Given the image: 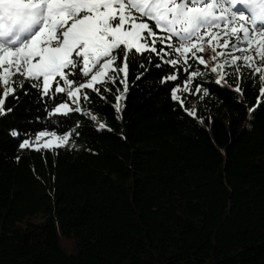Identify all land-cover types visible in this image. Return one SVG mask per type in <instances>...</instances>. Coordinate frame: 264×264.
I'll return each mask as SVG.
<instances>
[{
  "label": "trees",
  "instance_id": "16d2710c",
  "mask_svg": "<svg viewBox=\"0 0 264 264\" xmlns=\"http://www.w3.org/2000/svg\"><path fill=\"white\" fill-rule=\"evenodd\" d=\"M170 70L153 67L135 80L142 70L131 67L135 83L119 114V80L106 99L89 90L82 108L97 121L67 118L69 128L83 125L71 150L18 149L24 137L9 128L43 130L55 119L35 121L42 105L21 94L0 119V264H264V109L246 127L258 76L238 94L209 71V96L183 94L198 116L213 118L201 125L173 111L178 104L159 83ZM38 215L43 221L28 220Z\"/></svg>",
  "mask_w": 264,
  "mask_h": 264
},
{
  "label": "snow or ice",
  "instance_id": "6c2138e0",
  "mask_svg": "<svg viewBox=\"0 0 264 264\" xmlns=\"http://www.w3.org/2000/svg\"><path fill=\"white\" fill-rule=\"evenodd\" d=\"M193 62L214 74L215 84L238 94L249 80L255 86L258 76L259 94L247 108L250 130L264 109V0H0V119L14 112L21 94L42 105L35 121L55 117L41 125L43 130L9 128V136L24 137L21 151L79 148L74 137L83 125L77 120L69 128L67 118L81 113L97 121L82 103H91L89 90L106 99L104 93L112 92L108 85L117 80L124 86L123 92L117 88L113 105L119 114L135 83L129 81L130 68L137 64L142 71L135 80L153 67L170 66L159 83L178 104L173 111L210 123L211 116H198L197 107L186 106L183 94L210 95L209 71L193 70ZM229 67H235L234 85L225 79ZM197 77L201 82L194 83ZM9 97L15 102L11 106ZM105 127L99 123L98 130Z\"/></svg>",
  "mask_w": 264,
  "mask_h": 264
},
{
  "label": "rangeland",
  "instance_id": "374dc122",
  "mask_svg": "<svg viewBox=\"0 0 264 264\" xmlns=\"http://www.w3.org/2000/svg\"><path fill=\"white\" fill-rule=\"evenodd\" d=\"M205 46L207 47V45H205ZM210 55H211L210 52L208 54H204V58L206 60H208ZM226 71L230 72V73H232V72L235 73V67H229V68L226 69ZM241 71L242 72H247V71H250V70L241 68ZM45 138H48V137H45ZM45 138H42L41 143H42L43 139H45ZM28 220L31 221V222H34V223H39V222L43 221V217L41 215H38V216H35V217H32V218H29Z\"/></svg>",
  "mask_w": 264,
  "mask_h": 264
}]
</instances>
